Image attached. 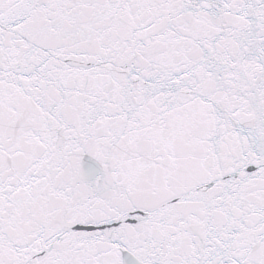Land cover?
I'll use <instances>...</instances> for the list:
<instances>
[{"label":"snow or ice","instance_id":"1","mask_svg":"<svg viewBox=\"0 0 264 264\" xmlns=\"http://www.w3.org/2000/svg\"><path fill=\"white\" fill-rule=\"evenodd\" d=\"M0 264H264V0H0Z\"/></svg>","mask_w":264,"mask_h":264}]
</instances>
